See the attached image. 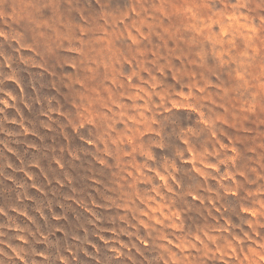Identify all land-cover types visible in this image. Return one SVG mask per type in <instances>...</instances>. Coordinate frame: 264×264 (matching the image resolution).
Listing matches in <instances>:
<instances>
[{
  "label": "rangeland",
  "instance_id": "rangeland-1",
  "mask_svg": "<svg viewBox=\"0 0 264 264\" xmlns=\"http://www.w3.org/2000/svg\"><path fill=\"white\" fill-rule=\"evenodd\" d=\"M0 264H264V0H0Z\"/></svg>",
  "mask_w": 264,
  "mask_h": 264
}]
</instances>
